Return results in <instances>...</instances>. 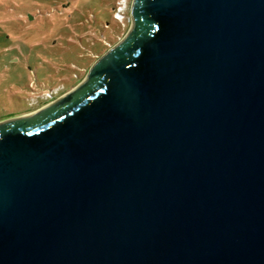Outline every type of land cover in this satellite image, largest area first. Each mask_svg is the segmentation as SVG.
<instances>
[{
  "label": "water",
  "instance_id": "95a60500",
  "mask_svg": "<svg viewBox=\"0 0 264 264\" xmlns=\"http://www.w3.org/2000/svg\"><path fill=\"white\" fill-rule=\"evenodd\" d=\"M0 264H264V0H132L75 89L1 119Z\"/></svg>",
  "mask_w": 264,
  "mask_h": 264
},
{
  "label": "rangeland",
  "instance_id": "374dc122",
  "mask_svg": "<svg viewBox=\"0 0 264 264\" xmlns=\"http://www.w3.org/2000/svg\"><path fill=\"white\" fill-rule=\"evenodd\" d=\"M31 2L0 0V120L43 108L75 89L95 61L122 41L130 24L132 0ZM19 13L30 21H18L24 18ZM12 29L21 34L19 40L7 38Z\"/></svg>",
  "mask_w": 264,
  "mask_h": 264
},
{
  "label": "trees",
  "instance_id": "16d2710c",
  "mask_svg": "<svg viewBox=\"0 0 264 264\" xmlns=\"http://www.w3.org/2000/svg\"><path fill=\"white\" fill-rule=\"evenodd\" d=\"M33 2H31L33 5L34 4H36L35 2H36V0H32ZM19 2H21V1H18L17 2V4H15V3H13V2H11V5L9 6L10 8H15V7H17L18 5H19ZM19 15H21V16H24V18H22V17H18V21H20L21 23H24V24H26L27 22H29L30 20L28 19V17L25 15V13H19ZM18 15V16H19ZM113 18V17H112ZM114 19V18H113ZM33 22H34V24H35V26H36V22H35V18L33 17ZM115 21H117L116 19H114ZM11 31H13V32H9V34H8V36H7V38H10V39H15V40H19L20 38V36H21V34H19L18 32H16L14 29H12ZM18 34V35H17ZM20 35V36H19ZM26 37H27V35H25V41H24V43H26V45L28 44V45H30V43H31V40L29 39V41L26 39ZM49 92H52L53 90H48ZM46 93L45 92H42L41 94H40V96H38V97H36V98H34L33 99V101L34 100H39V99H41L44 95H45ZM37 103V102H36ZM41 105L42 104H44V103H40ZM39 105V103H37V106Z\"/></svg>",
  "mask_w": 264,
  "mask_h": 264
},
{
  "label": "built area",
  "instance_id": "2783aa9c",
  "mask_svg": "<svg viewBox=\"0 0 264 264\" xmlns=\"http://www.w3.org/2000/svg\"><path fill=\"white\" fill-rule=\"evenodd\" d=\"M118 8V7H117ZM118 13V11L116 10L115 11V14H117ZM114 19H116V20H119L118 18H116V17H114Z\"/></svg>",
  "mask_w": 264,
  "mask_h": 264
}]
</instances>
